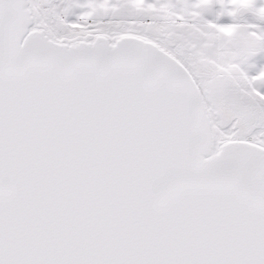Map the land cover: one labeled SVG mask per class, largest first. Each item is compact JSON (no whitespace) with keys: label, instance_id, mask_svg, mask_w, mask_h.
Here are the masks:
<instances>
[{"label":"snow or ice","instance_id":"6c2138e0","mask_svg":"<svg viewBox=\"0 0 264 264\" xmlns=\"http://www.w3.org/2000/svg\"><path fill=\"white\" fill-rule=\"evenodd\" d=\"M0 264H264V0H0Z\"/></svg>","mask_w":264,"mask_h":264}]
</instances>
